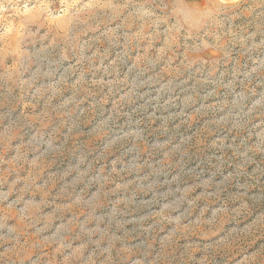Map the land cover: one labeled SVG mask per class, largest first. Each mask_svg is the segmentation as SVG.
Returning a JSON list of instances; mask_svg holds the SVG:
<instances>
[{
    "label": "clouds",
    "instance_id": "1",
    "mask_svg": "<svg viewBox=\"0 0 264 264\" xmlns=\"http://www.w3.org/2000/svg\"><path fill=\"white\" fill-rule=\"evenodd\" d=\"M0 264H264V0H0Z\"/></svg>",
    "mask_w": 264,
    "mask_h": 264
}]
</instances>
